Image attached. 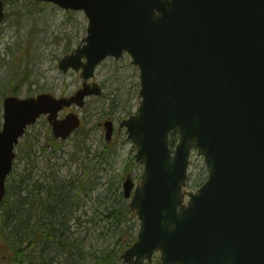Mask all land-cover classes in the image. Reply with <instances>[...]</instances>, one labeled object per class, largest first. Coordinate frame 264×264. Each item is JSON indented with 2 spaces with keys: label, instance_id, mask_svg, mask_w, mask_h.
<instances>
[{
  "label": "water",
  "instance_id": "95a60500",
  "mask_svg": "<svg viewBox=\"0 0 264 264\" xmlns=\"http://www.w3.org/2000/svg\"><path fill=\"white\" fill-rule=\"evenodd\" d=\"M88 16L85 38L59 68L82 71L71 97L6 96L0 128V204L26 129L47 114L55 138L78 129L73 104L101 94L89 83L110 56L140 69V105L120 126L143 165L124 193L140 220L126 264H264V0H35ZM0 0V24L5 20ZM106 138L114 132L104 123ZM178 141L171 146V133ZM206 181L188 190L192 153Z\"/></svg>",
  "mask_w": 264,
  "mask_h": 264
},
{
  "label": "rangeland",
  "instance_id": "374dc122",
  "mask_svg": "<svg viewBox=\"0 0 264 264\" xmlns=\"http://www.w3.org/2000/svg\"><path fill=\"white\" fill-rule=\"evenodd\" d=\"M5 7L7 19L0 25V128L3 100L9 93L31 97L46 92L69 97L83 86L80 72H63L59 63L85 38L89 22L85 12L66 10L51 2L8 0ZM95 71V77L87 81L100 84L101 94L88 96L84 107L75 105L59 114L60 118L71 111L78 114V130L67 140L55 139L43 114L19 140L14 168L7 179V186L24 180L21 194L32 202L46 198L50 187L58 183L68 186L63 219L68 220L77 264H98L97 258L111 251L120 256L137 239L140 228L137 215L119 219L112 214L115 207L130 202L124 193L126 177L131 175L137 185L144 171L136 159L125 170L137 148L128 139L126 126H120L139 107L140 69L125 53L120 59L107 58ZM107 120L115 126L111 140L106 138ZM189 168L187 189L193 191L207 178L204 157L194 152ZM36 208L33 223L37 219L47 222L44 208ZM60 259L65 262L67 255L62 253Z\"/></svg>",
  "mask_w": 264,
  "mask_h": 264
},
{
  "label": "trees",
  "instance_id": "16d2710c",
  "mask_svg": "<svg viewBox=\"0 0 264 264\" xmlns=\"http://www.w3.org/2000/svg\"><path fill=\"white\" fill-rule=\"evenodd\" d=\"M171 135V144L174 145L178 135L175 132ZM131 159L125 170L135 164V159ZM23 182L8 185L7 194L0 204V264H77L73 260V254L77 252L72 250L74 243L68 234V220L63 219L68 206V186L58 183L50 187L46 198L32 202L21 194ZM37 205L44 208L47 222L37 219L33 223ZM112 214L119 219L134 215L127 201L121 207H115ZM62 253L67 255L65 262L60 259ZM120 259L118 252L111 251L105 257H98L96 262L118 264L122 262ZM153 260L151 264H161L158 257Z\"/></svg>",
  "mask_w": 264,
  "mask_h": 264
}]
</instances>
